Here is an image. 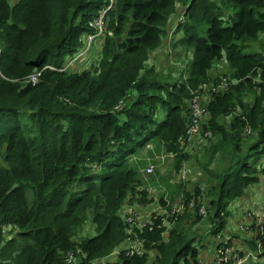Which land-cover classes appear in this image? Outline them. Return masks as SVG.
Masks as SVG:
<instances>
[{
	"label": "trees",
	"instance_id": "16d2710c",
	"mask_svg": "<svg viewBox=\"0 0 264 264\" xmlns=\"http://www.w3.org/2000/svg\"><path fill=\"white\" fill-rule=\"evenodd\" d=\"M108 5L0 0V264H66L73 251L77 264L116 252L120 261L107 264H199L200 237L183 229L192 214L179 218L167 240L165 217L154 214L130 236L120 215L131 198L147 195L132 158L151 143L177 162L196 153L193 160L210 183L207 222L215 235L225 229L230 206L251 187L264 186V83L256 82L258 70L264 81V0H117L107 14L112 35L92 43L95 21ZM257 41L260 49L250 52ZM157 51L164 52L166 71L149 65ZM181 51L188 57L193 51L188 67ZM220 62L224 76L238 81L226 93L212 73ZM51 65L56 70L43 72L37 85L24 81ZM202 83L210 89L199 91ZM207 104L210 120L203 128L219 141L186 154L192 110ZM160 107L165 118L159 122ZM237 108L242 115L226 121ZM247 123L251 142L242 133ZM207 153L208 159L201 156ZM147 178L155 187L164 182L159 174ZM159 202L168 205L163 196ZM200 206L197 223L204 221ZM88 222L98 231L81 236L79 245L76 236ZM10 227L15 237L7 236ZM215 235L205 233V243ZM137 239L145 253L128 257Z\"/></svg>",
	"mask_w": 264,
	"mask_h": 264
},
{
	"label": "rangeland",
	"instance_id": "374dc122",
	"mask_svg": "<svg viewBox=\"0 0 264 264\" xmlns=\"http://www.w3.org/2000/svg\"><path fill=\"white\" fill-rule=\"evenodd\" d=\"M18 0H13V3H17ZM233 18H236V16L234 15ZM233 18L230 19L228 22H226V25H232L233 24ZM183 36V32H178L175 36L174 39H178L179 37ZM262 43H264V37L262 38ZM252 49L250 50V52H257L260 48V41H257L256 43H252ZM182 55L181 58L183 61H185L184 65L186 67L189 66L190 62L192 61L193 58V51L192 53L189 55L188 57V53L185 51H181ZM153 57V54L151 56V58ZM150 58V60H151ZM149 60V61H150ZM51 67H53L51 65ZM159 72V70H157ZM161 72L166 71V68L164 70L160 69ZM213 77H218L216 79H218L220 81V79L222 77H225L224 75L227 73V69H226V65L224 64V62H220L214 65L213 70ZM176 77V75H174ZM163 82H167L166 80H164L162 78ZM175 82V81H173ZM172 82V83H173ZM253 97V96H252ZM165 118V110L163 107L159 108L158 111V121H163ZM158 122V123H159ZM250 140L253 139V137L249 138ZM219 139H213V143H215L216 141H218ZM194 146V145H193ZM189 147V146H186ZM192 147V146H190ZM198 149V148H197ZM195 151V150H194ZM197 151V150H196ZM152 153V154H151ZM137 158L141 159V162H139V166L141 167H145L146 165L150 164V159L154 160V166H155V174H159L160 178L164 181V183L161 184V186H152L150 181L151 179L147 178L145 179L144 174H141L140 176L143 177V186L141 188V191H146L147 195H143V197L147 200L149 199V203L144 204L142 207H140L139 209L145 214L146 212H150L152 210H156V214L157 216H163L165 215V218L163 220V223H166L168 226V230H173L175 228L178 227V225L176 224L177 221L179 220L178 218H176L177 216H172L171 211L173 209V205H175V203L179 200L180 194L183 192H187L188 194H192V195H196V189L200 188L201 189V195L204 196L207 199V193L209 191L210 188V183H206L205 182V174L203 172V170L200 167L199 162L196 161H176V157L175 156H167L166 154H164V152H162L161 154V150L156 149L154 144L151 143L149 144L147 149H142L139 148L137 149V153H136ZM203 156L205 159L209 158L208 153L206 155H201ZM197 158L196 157V153L193 155V159ZM146 159H148L149 161H146ZM192 159V160H193ZM145 165V166H142ZM147 167V166H146ZM182 173H186L189 176L188 180L183 181L179 175H181ZM154 174V175H155ZM169 185H172V189L171 191L165 189L164 192V197L165 200L168 202V208L167 210L162 209L160 203H159V199L160 197L163 195L162 189L165 187H168ZM180 185L184 186V189L181 190L178 194V198L172 202L171 201V196L173 193H175V191L178 190V187ZM251 191H257L258 193V197L257 199L260 201V203L262 204V208H263V204H264V191L260 190V189H256L255 186L251 187L250 190ZM28 195L31 197L30 192H28ZM154 199H156L154 201ZM157 201V202H156ZM206 205V204H205ZM207 206V205H206ZM262 210V209H260ZM192 213V219L191 220H186L183 223V229L184 230H190L192 234H194L195 236L200 237L199 239H196L195 243L196 244V248L199 250V258L202 257V253H207L212 259H213V255L215 253V251H217L218 249V245H216V237L215 239H213L211 242L209 243H205V237H203V235L205 233H209L210 230L208 229L210 222L204 221L203 223H197L194 222V219H196L197 213L195 211H190ZM120 215H122V213H120ZM236 213L231 212L229 217L226 220V226H228V228L231 226V223L233 221V219L236 217ZM191 225H193V228L191 227ZM96 231H98V228L96 229V227L92 224V222H88L87 225L83 228L82 233L80 235L76 236L75 241H77V243L80 245L81 243V236H85V237H89V236H94L96 235ZM7 232V236L9 237H15V234L13 232H15V229L10 227L6 230ZM87 237V238H88ZM167 240V238H166ZM203 244H207L208 245V249H206L204 247ZM23 247H25V243L22 244ZM127 248V245H125L124 247H122L120 250H125ZM119 261V256H118V252H116L115 256H110L107 257L105 259H99L97 261L94 262V264H107V263H117ZM184 264V263H182Z\"/></svg>",
	"mask_w": 264,
	"mask_h": 264
},
{
	"label": "clouds",
	"instance_id": "9594fccd",
	"mask_svg": "<svg viewBox=\"0 0 264 264\" xmlns=\"http://www.w3.org/2000/svg\"><path fill=\"white\" fill-rule=\"evenodd\" d=\"M109 4H110V1H109ZM116 5H117V0H115V4H114V7H116ZM109 6V5H108ZM114 9V8H113ZM112 9V10H113ZM103 10V9H102ZM111 11V10H110ZM99 16H100V13H99ZM226 19H228L227 17H226ZM97 20V19H96ZM182 21H183V18H182ZM100 28H97L96 29V33H95V35H93L92 36V43L93 42H97V41H99L98 39L100 38V37H102V36H105V33H108L109 35H112V33H110L109 31H108V19H107V15H106V18H105V24H104V26L102 27V30L100 31L99 30ZM1 51V58H2V50H0ZM193 59V58H192ZM0 66H1V60H0ZM56 70V69H53L52 67H50V66H46L43 70H36L35 72H33V74H31L29 77H27L26 79H24V81L27 83V84H32V85H37L39 82H40V80H41V78H42V76H43V72H45V71H47V70ZM161 69L162 70H164L165 69V66H162L161 67ZM157 70H159V72H161L160 71V68L159 67H157ZM156 70V71H157ZM158 72V71H157ZM263 73V71L262 70H258L257 71V78H256V82L257 83H259V84H263L264 83V81L263 80H261V77H260V75ZM32 76H38V81L36 82V83H33L32 81H31V77ZM175 77V76H174ZM238 83V81H236V80H233V79H228L227 77H222L221 79H220V84H219V86H216V87H219V89L220 90H223L224 92L226 91H228L229 90V88L232 86V85H235V84H237ZM197 89L199 90V91H204V92H206V91H208V89H210L205 83H202V84H200L198 87H197ZM196 89V90H197ZM214 91H218V89H214ZM225 92V93H226ZM254 100H255V97L253 96L252 97V99H251V104L254 102ZM211 104V103H210ZM210 104H207L206 105V111H207V114H206V116H205V118L203 119V122H202V128H201V130H200V132L198 133V135L196 136V138L195 139H193L191 142H189V144H188V146L189 147H187L186 148V154L187 153H191V151L192 150H197V151H199V152H201V149H203V148H205V147H207V146H213V145H216V143L219 141H216L215 143H213L212 141H213V139H214V133L211 131V130H209V129H205V128H203L204 127V125L205 124H207L208 123V121L210 120ZM242 115V110H240V109H235L232 113H230V114H228L226 117H225V119H226V121H232V120H234V118L236 117V116H241ZM243 117V116H242ZM244 120H245V118H243ZM243 136H244V138H245V140H247L248 142H251V140L249 139L250 137H252L253 136V128L247 123L246 125H245V127L243 128ZM194 145V146H193ZM190 146H192V147H190ZM198 148V149H197ZM168 156V155H167ZM132 161L133 162H141V159L140 158H137V156H136V154H134L133 155V158H132ZM191 161H196V162H198L197 160H191ZM150 164L149 165H146L145 167H141V169H140V174H144V176H146V177H144L145 179H147V177H149V176H152V175H154V173L156 172V170H155V166H154V160L153 159H150ZM263 165H264V163H263ZM262 165V166H263ZM153 168V172L152 173H150V174H148L147 173V170L149 169V168ZM264 167V166H263ZM179 177L183 180V181H185V180H188L189 179V176L186 174V173H182L181 175H179ZM162 183H164V182H162ZM162 183H160V186H161V184ZM165 189H167V190H169V191H171V189H172V185H169L168 187H165V188H163L162 189V192H163V197H164V192H165ZM250 190V189H249ZM248 193H249V191H248ZM188 195H190V201L189 200H187V197H186V192H183V193H181L180 194V197H179V200L177 201V202H180V203H183L184 204V206H185V209H186V212L183 214V215H181L180 217H183L184 215H186L187 213H189V214H192L190 211H195V207H196V205L197 204H199V205H201L200 207H199V210H198V215H200L201 217H203L204 218V221H207V216H208V208H209V206H210V201H209V199L207 198H205L204 196H201V197H197L196 195H192V194H188ZM131 197V196H130ZM164 199H165V197H164ZM242 199H239V200H237V201H241ZM149 199H145L144 197H143V195H137L136 197H134V198H131L130 199V206H132L134 203H136L137 204V206H138V208H140V207H142L144 204H147V203H149ZM203 201V202H202ZM237 201H235L231 206H230V208H229V215H230V213L232 212L231 211V207L237 202ZM176 202V203H177ZM160 203V202H159ZM175 203V204H176ZM207 206H206V205ZM160 205H161V207H162V209H165V210H167V208H168V206L167 207H163L162 206V204L160 203ZM201 209H205V212H206V214H205V216L204 215H202L201 214ZM127 210H125L124 211V216H123V219H124V217H125V212H126ZM248 215V218H251L253 215L251 214V213H248L247 214ZM164 217H165V215H163ZM179 217V218H180ZM178 218V219H179ZM204 221H202V222H204ZM202 222H200V223H202ZM165 225V227H166V230H167V234L169 235V233H170V231L171 230H168V226H167V224L165 223L164 224ZM262 227H264V215L263 216H260V217H255V221L252 223V224H247V223H244V221H243V219L242 220H240V221H238V229H237V232L236 233H229V234H224V231H225V229H226V225H225V229L220 233V234H218V235H215V230H214V228L211 226V223H210V225H209V227H208V229L210 230V232L209 233H207V234H209V235H215L216 236V245H218V246H221V245H224V244H227V245H229V246H232L233 247V241L237 238V236H239L240 234L241 235H244L245 233H247V232H252L253 234H254V237H253V240H251L250 242L254 245V247L253 248H250L249 247V250L247 251V252H243V251H241V253H243V254H245V255H248V258H247V260H249V259H252V260H254V261H259V260H261V259H264V256H262V248L264 247V231L261 229ZM256 232H259L260 233V240L259 241H255L254 239H255V234H256ZM212 233V234H211ZM167 234H165L164 235V238H165V240H166V238H168V237H166V235ZM220 236V240L218 241V237ZM204 245V247L206 248V249H208L209 247H208V245L207 244H203ZM235 248V247H234ZM73 252H75V253H78V251H73ZM69 253H71V252H69ZM116 254V253H115ZM115 254L114 255H112V256H115ZM67 255H68V253L66 254V256H65V263H66V257H67ZM118 256H119V261H120V255H119V252H118ZM154 257H156V255H151V259L152 258H154ZM208 257L209 258H211L209 255H208ZM198 260H199V264H203L206 260H207V258L206 259H203V257H201V258H198ZM118 261V262H119ZM182 263H184V264H195L194 262H189V263H185L184 261H182L181 262V264ZM67 264V263H66ZM246 264V263H245Z\"/></svg>",
	"mask_w": 264,
	"mask_h": 264
},
{
	"label": "built area",
	"instance_id": "2783aa9c",
	"mask_svg": "<svg viewBox=\"0 0 264 264\" xmlns=\"http://www.w3.org/2000/svg\"><path fill=\"white\" fill-rule=\"evenodd\" d=\"M110 4L106 8H104L100 12L99 18L95 21V24L97 28H100L99 30H102V27L105 24V18L106 15L110 10L114 8L115 0H109ZM0 60H1V51H0ZM31 81L33 83H36L38 81V76H32ZM207 114L206 108H200L195 106L191 113V122L188 126V134H189V141L191 142L193 139L196 138L198 133L200 132L202 128V122ZM153 172V168H149L147 170V173L150 174ZM173 209L170 210L172 216H177L176 218H179L181 215H183L186 212L185 206L183 203L177 202L175 205L172 206ZM165 210V209H164ZM156 214V210H152L150 212H146L145 214L138 208L137 204L134 203L132 206H130L127 211L125 212V222L129 226V235L135 234L134 229L136 227H146L149 225L151 221V217ZM201 214L205 216L206 212L205 209H201ZM164 217V216H163ZM264 231V227L261 228ZM169 235L167 234L166 237ZM131 247L126 250L128 253L126 255L128 257H133L135 255L142 256L145 251L142 246V242L137 239L133 242H131ZM79 252H71L68 253L66 257V263L67 264H77L78 260H80ZM248 255H245L241 253L240 250L229 246L227 244L218 246L217 251H215L213 255V259L210 258L209 260L205 261L203 264H245L247 261Z\"/></svg>",
	"mask_w": 264,
	"mask_h": 264
},
{
	"label": "crops",
	"instance_id": "0c3cea01",
	"mask_svg": "<svg viewBox=\"0 0 264 264\" xmlns=\"http://www.w3.org/2000/svg\"><path fill=\"white\" fill-rule=\"evenodd\" d=\"M169 40V38H168ZM166 60L164 58V52L157 51L153 54V57L149 61V65H155L156 67H159L161 69L162 66H165ZM264 180V176L262 177ZM261 185L263 182L260 183ZM256 189H260L264 191V186H255ZM258 193L257 191H249L248 196L243 198L241 201H237L232 207L231 211L236 213V217L233 219L231 226L228 228L226 226V229L224 231V234L229 233H236L238 229V221L242 220L244 223L252 224L255 221V217H260L264 215V204L262 208V204L257 199ZM156 199H154L155 201ZM262 209V210H260ZM248 213H251L253 216L251 218H248ZM122 217L124 216V212H122ZM254 234L252 232H247L244 235H239L237 238L233 241V247L236 249L247 252L250 248H253L254 245L250 242L253 240ZM220 236L218 237V241L220 240ZM203 259L209 260L207 253H202ZM206 260V261H207ZM246 264H264V259L257 261H254L252 259H249L246 261Z\"/></svg>",
	"mask_w": 264,
	"mask_h": 264
}]
</instances>
